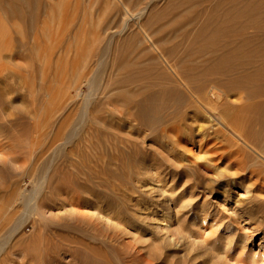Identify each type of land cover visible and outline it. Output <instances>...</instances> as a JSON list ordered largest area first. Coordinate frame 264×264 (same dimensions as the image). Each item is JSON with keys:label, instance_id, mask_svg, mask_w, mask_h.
Masks as SVG:
<instances>
[{"label": "rangeland", "instance_id": "obj_1", "mask_svg": "<svg viewBox=\"0 0 264 264\" xmlns=\"http://www.w3.org/2000/svg\"><path fill=\"white\" fill-rule=\"evenodd\" d=\"M141 1L26 0L20 19L2 15L4 46L23 54L0 72L1 264H264V158L246 147L244 159L228 131L201 137L199 118L185 130L144 123L139 103L173 100L158 87L126 102L108 92L120 60L145 59L156 18L183 0ZM32 45L54 50L47 65ZM94 82L101 92L88 101ZM62 85L69 100L57 112ZM14 178L25 180L17 193ZM35 187L47 195L30 214ZM91 235L105 239L103 260L76 247Z\"/></svg>", "mask_w": 264, "mask_h": 264}, {"label": "bare ground", "instance_id": "obj_2", "mask_svg": "<svg viewBox=\"0 0 264 264\" xmlns=\"http://www.w3.org/2000/svg\"><path fill=\"white\" fill-rule=\"evenodd\" d=\"M25 1L26 0H0V59H7H5L7 61L6 64L2 63V65H0V72L2 73L6 70H14L17 66L15 63L17 60L15 59L17 56H22L23 54H19L22 49L20 51H18V49L16 50L19 38L17 41V34L15 32L16 35L12 32L11 33L15 35L16 39L14 40L17 44L14 43L16 45L4 46L2 40V28L4 29L5 26L2 27V17H7L8 15L13 19L15 17H19L20 19V5L22 4L23 6L27 4V2L24 3ZM140 1L141 0H137V2ZM30 5L25 6L29 8ZM173 6L176 12L174 11L173 15H169L172 17L160 14L158 16L159 18H156L162 23L160 30L154 31L152 34L148 33L151 52L144 55L146 57L145 59L137 58L132 61L121 59L118 70L121 71L123 69L124 71L122 74H118V77L114 78L108 92L114 89H119L117 93L118 98H120V101L122 100L126 102L127 100H137V98L143 96L148 89L158 87L162 92L170 94V96L173 97V100L163 99L158 101L151 97L148 98L146 103H139L138 116L144 123L154 128H162L164 125H168V123L171 124L172 122H175L176 124L174 126H177V129L185 130L190 127L189 125L195 118H199L196 129L198 133L202 135L201 137L210 133H216L217 135L218 132L220 134V131H228V133L233 135L238 142H242L236 150L239 152L238 154H240V152L243 153L244 159L250 156L247 152L250 148L264 158V0H183L176 2ZM196 6L197 8L200 6L201 9L196 11ZM185 7H188L190 10L183 12ZM29 9L31 11L33 8ZM143 9L139 8V10H141L139 12L141 14L140 16L144 14V12H142ZM31 15L28 18L31 19L35 16V14L32 17ZM8 19L11 18L9 17ZM12 21L13 20L10 22L11 24L5 22L10 25L14 23L13 25L16 26L18 22L14 20L12 23ZM29 23L32 24V21ZM10 25L9 27L11 28L13 25ZM192 25L195 26H193L192 29L189 28ZM15 26H13L14 28L12 29L17 28ZM168 29L171 30L167 31ZM13 31L19 30L15 29ZM29 32L31 33V30H28L27 34L24 33L27 35L26 41H29ZM24 34L21 37H26ZM33 34L34 32H32L30 36ZM15 37L13 36V38ZM33 37H30L31 40ZM7 41H10V38ZM26 41L25 43L27 44L28 42ZM12 42L11 38L10 45ZM19 43L21 45L20 41ZM26 44L24 46H26ZM13 46L16 47L14 48ZM34 46L32 45L29 47L31 49L29 50L32 53L30 57L33 56L34 52L35 55L37 54L39 61L43 65H47L54 55V50L47 46L40 47V49L37 50ZM26 50H28V48H25V51ZM61 58L59 57V60ZM27 59L25 58V60ZM18 65L21 66L20 62ZM16 68H18V66ZM56 74L57 72L55 75ZM13 76L14 75H12V77ZM147 80L150 81L146 82ZM93 84L94 88H92L90 93L83 96V98L88 101L91 100V97H94V94L97 96V94L101 92L98 91L99 88L96 87V83H92L91 86ZM42 86L41 89H43ZM63 89H65V86L63 87L62 85L60 87L61 93H59V101L56 100V102L58 101L55 109L57 112L61 106L64 107L68 104L69 95L65 94L66 90ZM71 105L73 104L71 103ZM163 109L170 110V118H166L163 115ZM60 111H62V109ZM64 116L63 113L61 118ZM67 118L68 116L64 117V122ZM167 130L169 129L167 128ZM208 130L209 132L211 130L213 131L207 133ZM62 143L61 140V144ZM246 147L249 149L247 150ZM53 153L55 152L53 151ZM7 169L9 168L6 167V170ZM57 171L59 170L57 169ZM262 171H264V165L260 168V173H262ZM59 178H61V176ZM15 179L16 178H14V181L12 180L7 184L9 189L13 188L16 191L17 189H21L23 186H21V184L25 180L22 181L23 179ZM2 180L4 181L3 178ZM43 184H45L44 180ZM2 186L3 185H1L0 188ZM3 187H5V185ZM42 189L43 186H41L40 190ZM33 190L34 191H31L32 194L26 198L30 214L34 213L39 199L42 196L47 195V193L45 194L42 192L43 194L40 196L41 192L38 187H35ZM45 198L43 197V199ZM21 202L19 204H21ZM44 202H42V204ZM87 239H89L88 242H80L79 240L80 243L76 247L85 250L91 257L103 260L104 255L100 251V247L105 242V239H100L97 235H91ZM1 247L2 245H0V249ZM190 259L188 261H190Z\"/></svg>", "mask_w": 264, "mask_h": 264}]
</instances>
